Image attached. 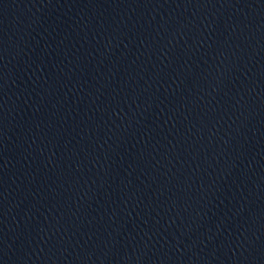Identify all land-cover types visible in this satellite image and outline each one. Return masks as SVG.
<instances>
[{"label":"water","instance_id":"95a60500","mask_svg":"<svg viewBox=\"0 0 264 264\" xmlns=\"http://www.w3.org/2000/svg\"><path fill=\"white\" fill-rule=\"evenodd\" d=\"M0 264H264V0H0Z\"/></svg>","mask_w":264,"mask_h":264}]
</instances>
